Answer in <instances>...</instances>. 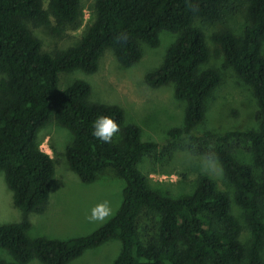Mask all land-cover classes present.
Here are the masks:
<instances>
[{"label": "trees", "instance_id": "trees-1", "mask_svg": "<svg viewBox=\"0 0 264 264\" xmlns=\"http://www.w3.org/2000/svg\"><path fill=\"white\" fill-rule=\"evenodd\" d=\"M231 0H95L90 23L69 48L49 52L37 29L59 32L66 24L79 25L82 0H0V172L4 171L21 221L0 224V247L13 260L0 264H68L86 250L110 240L121 241L113 264H264V0H244L250 23L243 32L226 28L213 33L216 52L253 91L258 104L257 128L234 129L214 135L195 133L206 113V102L221 83L214 68L200 70L212 54L197 20L221 19ZM52 18L56 24L52 25ZM177 35L163 64L145 75L151 87L170 82L175 96L186 101L184 126L170 130L192 141L207 137L210 148L200 152L217 159L231 197L208 175H200L194 191L174 196L154 188L137 167L145 153L160 146L142 141L141 128L124 125L122 107L89 100L91 84L83 79L59 89V73H95L105 51L133 66L142 58L141 42L161 44V33ZM99 116L113 118L119 132L109 143L91 131ZM57 122L73 134L65 157L84 183H93L111 167L125 181L116 213L89 234L71 238L32 237L29 214L42 213L55 178V159L41 147L39 133ZM246 141L252 162L240 160L235 144ZM242 211L249 230L233 211Z\"/></svg>", "mask_w": 264, "mask_h": 264}, {"label": "rangeland", "instance_id": "rangeland-1", "mask_svg": "<svg viewBox=\"0 0 264 264\" xmlns=\"http://www.w3.org/2000/svg\"><path fill=\"white\" fill-rule=\"evenodd\" d=\"M94 3L95 0H82L84 16L79 25L66 24L57 33L51 28L35 30L43 41L44 49L54 53L78 43L91 21ZM245 4L244 0H231L219 21L196 22L205 32L212 52L209 61L200 70L214 68L221 75V83L207 99L205 117L195 129L198 136H203L207 131L218 135L234 129L257 128L259 125L258 104L252 88L226 63L224 55L216 52L217 45L212 40L213 33L226 28L243 32L250 23ZM55 24L52 18V25ZM176 38L175 33L163 31L158 47L141 42L143 55L133 66L122 65L113 49L108 48L95 73L82 70L60 72L59 89H66L78 79L88 81L91 84V102L119 105L124 111V125H138L142 141L159 143L157 150L142 156L137 167L161 193L166 194L165 191L174 196L189 194L194 191L198 177L208 175L215 180L220 190L232 197L234 188L225 179L219 161L200 152L206 144L211 148L213 141L208 137L192 141L185 134L178 138L170 135V130L184 126L186 107V101L175 96V84L170 82L164 86L151 87L145 81L147 73L163 64L166 52ZM39 139L42 149L55 159L56 173L44 212L29 214L32 222L29 235L71 238L91 233L116 213L123 200L125 181L109 167L99 174L95 182H82L70 169L64 154L72 142L73 134L57 122H50L41 129ZM234 146L240 160L252 162L246 141L240 140ZM104 201L109 203L111 215L102 221L91 219V210ZM233 211L243 226L242 239L248 241L249 230L243 211L235 203ZM23 217L22 211L14 203L13 191L7 184L5 172L1 171L0 224L18 222ZM120 249L121 241L113 239L86 250L68 264H113ZM0 257L13 260L9 251L1 247ZM28 264L44 263L34 258Z\"/></svg>", "mask_w": 264, "mask_h": 264}, {"label": "clouds", "instance_id": "clouds-1", "mask_svg": "<svg viewBox=\"0 0 264 264\" xmlns=\"http://www.w3.org/2000/svg\"><path fill=\"white\" fill-rule=\"evenodd\" d=\"M119 130V125L113 118L108 116H99L93 123L91 134L98 141L109 143ZM111 212L112 209L109 203L104 201L91 210V219L102 221L106 217L110 216Z\"/></svg>", "mask_w": 264, "mask_h": 264}]
</instances>
